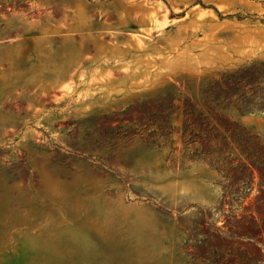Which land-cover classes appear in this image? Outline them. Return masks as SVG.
Returning <instances> with one entry per match:
<instances>
[{"label":"rangeland","instance_id":"1","mask_svg":"<svg viewBox=\"0 0 264 264\" xmlns=\"http://www.w3.org/2000/svg\"><path fill=\"white\" fill-rule=\"evenodd\" d=\"M220 123L264 140V0H0V264H264Z\"/></svg>","mask_w":264,"mask_h":264},{"label":"trees","instance_id":"2","mask_svg":"<svg viewBox=\"0 0 264 264\" xmlns=\"http://www.w3.org/2000/svg\"><path fill=\"white\" fill-rule=\"evenodd\" d=\"M187 121L186 125L188 124ZM220 125L223 126L225 133L231 137L235 144L240 146V151L246 159L264 169V140L240 125H235L232 129L227 125H223V123H220ZM222 138H225V135ZM220 145L226 151L225 141H221Z\"/></svg>","mask_w":264,"mask_h":264}]
</instances>
